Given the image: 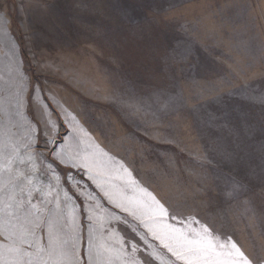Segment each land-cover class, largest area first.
I'll return each instance as SVG.
<instances>
[{
  "label": "rangeland",
  "instance_id": "rangeland-1",
  "mask_svg": "<svg viewBox=\"0 0 264 264\" xmlns=\"http://www.w3.org/2000/svg\"><path fill=\"white\" fill-rule=\"evenodd\" d=\"M12 7L28 103L5 151L30 187L80 191V168L112 153L173 217L174 264H264V0ZM201 238L212 247L194 256Z\"/></svg>",
  "mask_w": 264,
  "mask_h": 264
},
{
  "label": "crops",
  "instance_id": "crops-1",
  "mask_svg": "<svg viewBox=\"0 0 264 264\" xmlns=\"http://www.w3.org/2000/svg\"><path fill=\"white\" fill-rule=\"evenodd\" d=\"M12 3L0 0V264L182 262L164 202L112 153L80 168L77 173L89 174L80 191L68 181L56 192H46L50 184L41 180L30 187L29 173L7 162L6 142L22 124L20 112L28 103L27 92L17 96L23 41L19 31L13 34ZM53 162L59 175L79 169Z\"/></svg>",
  "mask_w": 264,
  "mask_h": 264
},
{
  "label": "snow or ice",
  "instance_id": "snow-or-ice-1",
  "mask_svg": "<svg viewBox=\"0 0 264 264\" xmlns=\"http://www.w3.org/2000/svg\"><path fill=\"white\" fill-rule=\"evenodd\" d=\"M161 211H163V209H161ZM207 231V230H205ZM187 243L189 245H192L193 247H191L189 249V252L194 255V256H200L201 253H208L209 252V249L212 247L211 244H209L206 240H204L203 238L199 239V240H189L187 241ZM235 247V245H233V248ZM171 250V249H170ZM222 255V253H221ZM241 258L243 259V254L241 253ZM190 264H200L199 261L197 262H191L190 261ZM203 264H224V262L222 261H219V260H216V261H208V260H205L203 261ZM243 264H249V262L244 259V262Z\"/></svg>",
  "mask_w": 264,
  "mask_h": 264
},
{
  "label": "trees",
  "instance_id": "trees-1",
  "mask_svg": "<svg viewBox=\"0 0 264 264\" xmlns=\"http://www.w3.org/2000/svg\"><path fill=\"white\" fill-rule=\"evenodd\" d=\"M22 54H23V52H22Z\"/></svg>",
  "mask_w": 264,
  "mask_h": 264
}]
</instances>
